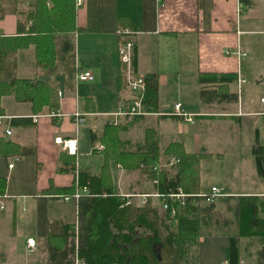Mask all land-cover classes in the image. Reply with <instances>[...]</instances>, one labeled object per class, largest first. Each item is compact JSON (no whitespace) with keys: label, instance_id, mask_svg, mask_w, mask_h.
<instances>
[{"label":"crops","instance_id":"obj_1","mask_svg":"<svg viewBox=\"0 0 264 264\" xmlns=\"http://www.w3.org/2000/svg\"><path fill=\"white\" fill-rule=\"evenodd\" d=\"M51 4L49 0L47 5ZM38 10L37 0H0V49L15 47L11 57L15 58L14 72L19 78L41 73L34 43L20 45L31 41L34 35L38 39L45 37L43 32H38L36 24L49 18H45L44 11L39 15ZM74 14V32L70 35L62 32L56 37H60L58 42H63L62 37H74L75 57L78 52L76 66L92 71V82L79 83L75 72L73 83H67L65 67L59 66L48 76L58 83L59 107L47 113H34L30 102L19 101L12 95L0 98V176L7 182L5 193L0 197V210L6 208L4 219L17 227L19 210L27 207L35 219L36 235L26 238L24 258H16L12 247L1 240V264H49V248L55 242V234L65 231L66 225L73 230L80 223L88 226L87 217L80 220L78 200L72 196L79 185V171L91 177L82 200L94 190L91 180L101 191L111 187L113 194L121 195L130 207L132 221L139 214H145L148 225L136 227L150 244L154 236L151 224L158 225L159 248L164 251L166 225L176 220L170 221L164 211L149 205L151 201L163 200L156 195L160 193L159 180L148 177L145 168L129 169L116 160L119 150L135 151L140 145L148 146L152 140L159 144L156 151L160 152L162 163L158 169L167 171L174 158L177 161L175 156L167 161V148L169 143L178 142L186 152L207 150L208 154L223 158L227 155V160L238 165L235 167L237 178L251 177L264 186L253 144L248 149L242 145V126L249 121L255 123L256 139L264 147V0H83L80 5L74 0ZM34 22L35 32L31 33ZM63 25V31L70 28V19ZM126 29L130 33H124ZM126 39L135 45L136 70L145 75L158 73V108L151 111L144 103L146 114L129 119L119 116L114 125L110 122L115 117L109 113L128 108L135 95L126 83L125 68L119 59V45ZM206 72L236 73L238 78L222 86L201 84L199 75ZM120 74L124 77L120 78ZM203 86L217 91L203 100L200 94ZM256 92H260L258 97L254 95ZM226 93H237L238 100ZM189 98L193 102L187 105ZM176 102L195 114L194 122L173 114ZM75 110L89 113L85 122H89L90 148L85 155L78 138L81 125L77 126L70 115L58 118L48 114L55 111L70 114ZM33 115L39 116L34 119ZM22 117H31V120L26 125L12 124L14 118ZM233 120L240 129L234 126ZM199 124L208 126L203 128V133ZM220 135H223L222 141ZM58 136L77 137V154H70L57 142ZM212 139H217L218 151L206 146ZM78 155H82L79 164ZM212 186L222 187L225 195L217 197L208 210L189 213L202 216L204 233L181 254L165 250L160 257H151L149 264H218L222 259L221 264H229L230 236L239 233L241 228L236 208L238 196H264V188L226 190L223 184ZM207 190L201 189V192ZM140 194L148 204L137 210L130 204L133 196ZM65 195L70 198L65 199ZM59 199L64 206L48 217L49 203ZM155 217L157 221H153ZM108 228L111 234L119 233L114 222H108ZM31 237L36 245L29 253L27 239ZM205 242L204 252L220 255V260L201 261L199 247ZM239 248V264H264V237L259 233L240 236Z\"/></svg>","mask_w":264,"mask_h":264},{"label":"trees","instance_id":"obj_2","mask_svg":"<svg viewBox=\"0 0 264 264\" xmlns=\"http://www.w3.org/2000/svg\"><path fill=\"white\" fill-rule=\"evenodd\" d=\"M48 1L37 0L39 4L38 14L41 15L44 11L43 13L47 15L45 18H49L36 24L38 32H43L45 37L38 39L34 35L31 37V41L20 44L27 46L31 42L34 43L37 66L40 67L41 73L33 77H17L14 72L16 61L14 57H11L12 53L15 52V47L0 49V98L4 95H12L19 101H28L31 103L34 113H47L59 107L58 83L48 76L56 72L59 66H64L66 82L72 84L77 70L74 37H62L64 38L63 42H58L60 37H56L62 32L69 35L74 32V0H50L52 3L50 6L47 5ZM33 14L35 20V11ZM69 19L70 28L63 31V24L67 25ZM32 32H35V22ZM59 45L61 46L58 47ZM199 76L201 84L218 86L233 82L238 78L236 73L206 72L200 73ZM121 77L124 75L120 74ZM158 83V73L146 75L144 101L146 108L151 111H156L158 108ZM216 91V89L210 90L203 86L200 94L203 100H206ZM225 95H229L235 101L238 100L237 93H226ZM30 118H14L12 124L26 125L31 120ZM158 145L157 140H152L149 141L148 146L140 145L135 151L124 152L119 150L116 160L129 169L145 168L148 177H156L159 180L158 190L166 195L168 203L163 211L170 221L176 220V222L166 225L168 232L166 241L163 240V248L167 253L181 254L184 249L189 248L197 241L200 234L204 233L202 216L198 214L191 216L189 213L208 210L213 202L209 203L203 197L196 195L187 197L185 204H183L180 200L170 197L169 193L179 189L187 193L201 192L194 186H199V165L203 158L202 155H207L209 151L186 152L180 143L171 142L167 148V155H170L167 161L170 162L173 155L178 159L172 164V171L170 169L165 171V169H158L159 164L162 163L160 152L156 151ZM252 149L258 172L264 177V147L256 139ZM105 173L103 172L104 175ZM90 178L79 171L77 177L79 185L77 187H85ZM89 183L92 184L93 192H90L88 198L82 200L85 193L83 192L78 199L80 220L82 217H87L89 224L84 227L80 223L77 235L73 227L69 225L64 227L65 231L55 234V242L49 248V264H73L76 254L86 264H149L151 257L157 258L158 244L161 241L158 225L156 223L151 224L154 236L152 244H150L148 239H144L143 234H139L136 227L138 224L148 225L145 214H139L132 221L131 212L128 213L130 207L126 205L121 195L113 194L111 187L107 188L106 191H101L95 181L91 180ZM6 187V178L0 176V197L5 193ZM104 193L106 196L103 195ZM236 208L239 211L241 228L239 233L230 236L229 264L240 263V236L259 233L264 237V196H238ZM157 220L158 218L155 217L153 221ZM108 222L115 223L119 229L117 235L111 234ZM75 238H78V243H75Z\"/></svg>","mask_w":264,"mask_h":264},{"label":"rangeland","instance_id":"obj_3","mask_svg":"<svg viewBox=\"0 0 264 264\" xmlns=\"http://www.w3.org/2000/svg\"><path fill=\"white\" fill-rule=\"evenodd\" d=\"M111 34H114V33L111 32ZM77 55H78V52L76 50V57H77ZM95 81L96 80H94L93 82H95ZM91 82L92 81H80L79 83L86 84V83H91ZM79 83H78V85H79ZM188 94H189V92H188ZM259 94H260V92H256L254 95L256 97H258ZM186 102H187V105H189L190 102H193V99L189 98L188 100H186ZM247 117H245V119H247ZM230 118H232V117H230ZM217 119H219V118L217 117ZM233 123L237 129H240L241 126H238V124L235 122V120H233ZM88 124H89L88 121L84 122L83 124H81L80 129H79L78 138L80 140L82 155H85V151H87L90 148L89 125ZM198 126H199L200 132H202V133L205 130L203 128L208 127L206 124H199ZM222 128H224V126H222ZM242 128H243L242 145H243V147L248 149L256 141L255 123L254 122L250 123L249 121H247L243 124ZM213 132H215V130H213ZM223 132H220V133H223ZM240 134H241V132H240ZM221 138H223V135H220V137H219L220 141H222ZM189 140H191L190 137H189ZM216 143H218L217 139H212L211 143H208L206 146L210 147L211 149H213L215 151H218L217 149L219 148V143L218 144H216ZM82 155H81V157H80V155H78L79 159H76V162L78 164L81 163V161H82ZM174 156L175 155H173L170 158V160ZM202 156H203V158H202L201 163L199 165L200 185L194 186L195 189L197 188L199 191H201V189L202 190H207V189L210 190L211 185H213L214 183L225 185L227 187L226 190H230V189H234V188L236 190L237 189L238 190H254V189L264 188V186H262L260 184L258 185L254 178L251 179V177H250L248 180L244 179L243 177L237 178L236 174L238 173V170L236 168L238 167V165L234 164L232 161L227 160V158H228L227 155H226V158L225 157L223 158V156L212 154V153L207 154V155L203 154ZM169 157H170V155H167V159H169ZM173 161L176 162L175 160H173ZM250 166H251V164H250ZM169 167H170L169 169L172 171L171 166H169ZM251 168H253V167L251 166ZM75 192H77V189ZM191 194L196 195L198 193H191ZM144 197L145 196H143L142 194L133 196V199H132L130 206H132L134 209H137V210L141 209L142 207H144V205L148 204L147 202H144L142 200V198H144ZM210 202H213V201H209V203ZM217 202H219V201H217ZM70 203H71L70 204L71 208H72L74 215H75L74 203L72 201ZM149 205L151 207H154L153 209H157L159 211H163V209L165 208L163 205V201H151V203H149ZM62 206H64L62 199L61 200L59 199V200L54 201V202H50L49 206H48V217H52L53 216L52 214H56V210H58V207H62ZM223 207L224 206L219 205L218 208L223 209ZM27 209H28L27 207H25V209H23V207H22L19 210L17 227H13L11 222L9 225V221L4 219V215H5L4 212L7 209L4 208V209L0 210V246H1V240L3 242H6L14 250V252L16 254V258H19V257L24 258L25 256H27L25 249H24L26 238L28 236H36L35 235V228H34L35 219L30 215V212ZM15 230H16V233H15ZM206 230H209V229H206ZM219 242H220V240H219ZM206 244H207V242L202 243L199 247V253L201 256L200 257L201 261H211L212 259H219L220 260V257H219L220 255H212L209 252H204V248H205ZM1 247L3 248V246H1ZM158 247H160V243L158 244ZM164 253H165V250L162 251L159 248L158 257H160L161 254H164ZM1 261H2V259L0 258V264H1ZM221 261H222L221 263H223L224 259H222ZM221 263H218V264H221Z\"/></svg>","mask_w":264,"mask_h":264},{"label":"built area","instance_id":"obj_4","mask_svg":"<svg viewBox=\"0 0 264 264\" xmlns=\"http://www.w3.org/2000/svg\"><path fill=\"white\" fill-rule=\"evenodd\" d=\"M160 1L161 0H157ZM83 3V0H77V4L80 5ZM124 33L128 34L130 33L129 30L123 31ZM134 42L130 39L123 40L119 45V59L123 63L125 68V78L126 83L135 92L134 97L132 98L130 105L126 109H120L114 113H109L110 115L114 116V121H111V124H117L118 120L116 119L119 116H123L126 119L133 118L134 116H141L147 113V110L144 106V100H145V78L146 75L138 72L134 66ZM76 79L77 81H91L94 79V74L92 71L88 69H81L77 66L76 70ZM262 101H264V98H262ZM50 116L62 118L64 115H70L77 126L81 125L86 121V117L89 113L82 112L80 110H75L73 113H62V112H49ZM173 114L180 116L184 118L185 120L189 122H194L195 120V114L190 113L183 109L181 102H176L174 105V111ZM39 115H33L34 119H37ZM0 124H2V121L0 120ZM6 132L8 134L11 133L10 129H6ZM55 140L59 143L63 144V147L70 153V154H77V137L72 138H66L63 139L61 136H58L55 138ZM178 159V158H177ZM176 161V159L174 158ZM13 164H10V167H12ZM85 187H77V192H75L72 196L78 200L79 196L85 192ZM156 195L160 196L163 199V205L166 208L168 206V203L166 201V195L164 193H156ZM198 196L203 197L206 201H214L217 197L225 195L224 189L220 186H212L210 190L204 191L201 193L196 194ZM195 194L187 193L183 191L182 189H179L176 192H170L169 196L172 198H176L180 200L183 204H185L186 198L190 196H196ZM65 199H69L70 196L65 195ZM79 230V224H77V227L75 229L76 235ZM36 240L34 238H28L27 239V245H28V252L30 253L35 249ZM75 243H78V238H75ZM73 264H86L85 261L80 258L77 254L74 256Z\"/></svg>","mask_w":264,"mask_h":264},{"label":"bare ground","instance_id":"obj_5","mask_svg":"<svg viewBox=\"0 0 264 264\" xmlns=\"http://www.w3.org/2000/svg\"><path fill=\"white\" fill-rule=\"evenodd\" d=\"M6 67V66H5Z\"/></svg>","mask_w":264,"mask_h":264}]
</instances>
